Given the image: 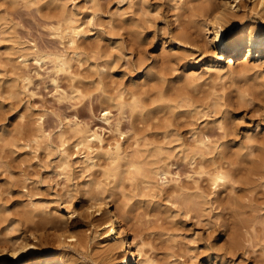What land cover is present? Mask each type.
<instances>
[{
	"label": "rangeland",
	"instance_id": "rangeland-1",
	"mask_svg": "<svg viewBox=\"0 0 264 264\" xmlns=\"http://www.w3.org/2000/svg\"><path fill=\"white\" fill-rule=\"evenodd\" d=\"M176 1L0 0V218L6 221L2 224L3 230H0L1 254H6L11 247L10 238L13 242L28 238L38 247L35 250L36 257L44 253L53 256L64 254L75 264H108L103 254L104 245L100 244L102 238L96 237L94 220L81 215L85 208L94 203L88 194L89 188H86L91 174L81 173L79 167L86 155L85 150L75 147V138L69 139L70 153H74V166L68 181L58 167L62 149L58 136L61 131L68 129L69 121L83 122L92 129L100 128V132L107 128L102 121L103 109L107 106L99 102L101 91L94 85V79L98 78L97 73L102 71L105 62H111L112 77H108L107 86L116 88H109L111 93L131 81L139 82L144 78L146 70H137L133 64L138 56L129 52L127 42L122 43L113 36L109 28L113 22L138 23L141 26L142 50L150 63L153 59L159 61V70L167 69L164 73L169 89L186 88L195 97H209L208 100L212 99L210 96L216 91L215 95L223 98L221 104H225H222L221 112L214 113V109L210 108L211 117H202L198 123L204 125L208 119L217 123L225 120L229 124L228 129L235 133L234 141L230 143L231 151L234 149L232 152H237L242 142H248L246 136H257L261 141L264 135V65L258 61V51L249 58L246 55L234 57L238 60L233 67L226 63L229 60L226 54L221 66H217L221 72L216 74L214 70L209 71L205 65L210 59L209 53L205 54L197 44H180L173 39V32L179 29L175 18ZM38 6H42L41 13L37 12ZM62 6L74 13L86 33L85 52L81 57L83 64L79 66L77 62L73 63L74 71L80 75L76 82L79 86H75L82 93L78 98L62 74L56 73L53 62L45 60L37 63L31 60L23 65L19 58L23 53L36 51L72 56V49L67 42L60 41L51 29L60 17ZM251 6L252 3L246 0V6L241 10L244 16L238 25L251 24L264 28V20L252 12ZM239 26L233 30L227 29L226 38ZM198 40L202 41V38ZM94 45L103 48V52L93 51ZM261 58L264 61V54ZM192 75H197L199 79L193 80ZM53 78L59 79L60 89L52 84ZM254 85L260 87L263 102L257 98L260 97L257 92L254 95ZM185 108H180L183 115L174 121V125L178 123L182 126L181 138L174 132L164 145L168 156H171V174L182 183L187 180L189 166L177 161L175 149L179 142L174 139H189L190 118L184 112L190 109ZM110 110L112 115L118 114L117 108L112 107ZM40 118L43 119L42 129L49 138L35 147L32 138L40 129ZM128 120L124 119V131L128 130ZM166 120L162 122L163 125L168 123L169 120ZM213 130L217 131L216 128ZM214 133L217 135L219 131ZM104 135L106 140L115 142L109 133ZM127 135L130 134L127 133L125 139L119 138L124 145L133 143L127 139ZM155 181L161 182V178L157 177ZM24 183L32 189L31 197L25 193ZM263 186L258 188L255 198H264ZM125 187V196L117 190L115 196L108 200L111 203L109 209L129 215L128 236L135 238V241L144 239L148 243L149 254L158 264H264L257 260L250 248L229 254V227L225 224L229 218L225 216L230 215L228 211L208 204L205 212L192 211L187 214L178 198H168L164 194L152 197L140 185L130 187L126 184ZM107 188L111 190L112 185ZM30 200L45 210L62 207V213H67V208L72 207L76 214V237L67 238L60 245L57 229L45 226L48 229L39 232L36 235L38 240H34L27 231L30 224L27 225L24 219ZM40 220L36 219V222ZM7 225H11L9 230H6ZM223 257L226 259L222 263L220 259ZM2 262L0 259V264ZM133 262L135 258L128 261L129 264Z\"/></svg>",
	"mask_w": 264,
	"mask_h": 264
},
{
	"label": "bare ground",
	"instance_id": "bare-ground-1",
	"mask_svg": "<svg viewBox=\"0 0 264 264\" xmlns=\"http://www.w3.org/2000/svg\"><path fill=\"white\" fill-rule=\"evenodd\" d=\"M128 1L133 2V0ZM249 1L252 3V12L264 20V0ZM245 6L246 0H177L175 18L179 23V29L173 32V39L180 44H197L205 54L209 53L210 59L205 64L206 69L214 70L215 73L221 72L217 66L226 54L229 55L226 63L233 67L240 56L246 55L249 58L251 54L258 51V61L264 65L261 58L264 54V28L251 24L238 25L243 19L244 13H241V10ZM41 11L42 6H38L37 12L41 13ZM59 16L56 25H53L51 29L60 41L67 42L72 49V56L36 51L23 53L19 58L23 65L31 60L37 63L45 60L53 62L56 73L62 74L78 98L82 96V93L80 88L75 86L79 79L77 76L80 75L74 71L73 63L77 62L79 66L83 64L81 57L85 52L86 33L74 13L68 12L65 6L61 7ZM236 26H239L236 31L226 38V30H233ZM109 28L113 36L119 38L122 43L129 44L128 50L132 55L138 56L133 64L137 70H146L144 78L139 82L131 81L128 85L111 93L109 88L112 86H107L108 77H112L111 62H105L102 71L97 73L98 78L94 79V85L101 91L99 102L107 106L103 109L102 117L107 128L100 132V128L92 129L83 122L69 121L68 129L61 131L58 136L62 148L58 167L61 169V175L68 181L74 166V153H70L69 139L75 138L77 140L75 147L78 150H85L86 155L80 161L79 167L81 173L91 174L92 178L86 182V188H89L87 191L94 203L85 208L81 215L94 220L97 228L96 237L102 238L100 244L104 245L102 249L107 263L129 264L128 261L135 258L132 264H158L149 254L148 243L146 244L144 239L135 241V238L128 236L129 215L125 216L109 209L111 203L108 200L115 196L117 190L121 191L123 196L126 195V184L130 187L140 185L143 191L155 198L163 194L168 198H178L187 214L192 211L203 212L208 204L209 206L217 205L218 208L228 211L230 215L225 216H229L225 224L229 227L227 240L229 254L250 248L251 253L257 256V260L263 263L264 198H255L254 194L264 185V135L261 141L257 139V136H246L248 142H242L241 147L238 145L240 149L232 152L234 149L231 151L230 143L234 141L235 133L228 129L229 124L227 125L225 120L217 123L208 119L204 125L198 123L202 117L210 116L212 112L210 108L214 109V113L221 112L223 98L215 95V89V92L212 90L214 93L210 96L211 100H208L209 97H195L186 88L169 89L164 73L167 69L159 70V61L153 59L150 63V59L142 50L141 26L138 23L130 25L118 21L111 23ZM199 38H202V41L198 40ZM93 51L102 53L103 48H97L94 45ZM236 56L238 58L234 59ZM192 79L197 81L199 77L192 75ZM58 80L53 78L52 84L60 89ZM253 87L254 95L258 93L260 97L257 98L263 102L260 87L256 85ZM112 89L116 90L115 87ZM112 107L117 108V115H112L110 110ZM185 107L190 109L184 113L190 118L188 126L191 129L188 131L189 139L182 141L180 139L182 126L178 123L174 125V121L183 115V110L180 111V108ZM126 118L129 119V127L127 131H124L123 122ZM166 119L169 121L163 125L162 122ZM39 121L40 129L32 138L35 147L40 145L41 141L43 143L45 138L47 140L49 138L42 129L43 119L40 118ZM215 128L219 131L217 135L214 133L217 131L213 130ZM106 132L112 135L111 140H115L114 143L106 140L104 135ZM174 132L180 137L174 139L179 142L175 149L177 161L187 163L189 166V174L184 183L171 174L170 165L172 164L169 163L171 156H168L164 146ZM127 133L130 134L126 136L127 139L133 143L124 145L119 138L125 139ZM157 177L161 178V182L155 181ZM110 185H112L111 190L107 188ZM23 189L31 197L32 189L27 183L23 184ZM40 207L38 203L30 200L24 213L25 222L27 225L30 224L27 231L34 240H38L36 235L39 232L48 229L45 226L57 229L60 233V245L65 243V239L76 237L74 231L76 214L72 207L67 208V213H62V207L54 208V210H45ZM36 219L41 220L36 222ZM5 222L0 218V230H3L2 224ZM10 226L7 225L6 230H9ZM28 240L27 238L18 242L16 239L13 242L10 238L11 247L6 254L0 253L2 264H75L64 254L53 256L44 253L41 257H36L35 250L38 247ZM40 243L43 244L41 240ZM224 257L220 259L222 263L226 259Z\"/></svg>",
	"mask_w": 264,
	"mask_h": 264
}]
</instances>
